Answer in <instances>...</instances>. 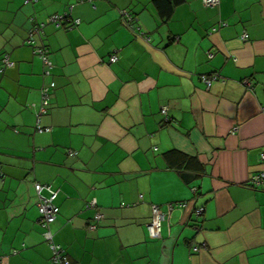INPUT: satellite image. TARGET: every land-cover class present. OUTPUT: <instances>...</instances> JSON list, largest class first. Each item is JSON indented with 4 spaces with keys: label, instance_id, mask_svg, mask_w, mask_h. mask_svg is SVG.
<instances>
[{
    "label": "crops",
    "instance_id": "obj_1",
    "mask_svg": "<svg viewBox=\"0 0 264 264\" xmlns=\"http://www.w3.org/2000/svg\"><path fill=\"white\" fill-rule=\"evenodd\" d=\"M66 11L79 23L26 42ZM263 147L264 0H183L167 21L152 0H0V264H54L36 181L59 188L51 229L70 264H264V187L249 183ZM176 200L151 235V205Z\"/></svg>",
    "mask_w": 264,
    "mask_h": 264
},
{
    "label": "built area",
    "instance_id": "obj_2",
    "mask_svg": "<svg viewBox=\"0 0 264 264\" xmlns=\"http://www.w3.org/2000/svg\"><path fill=\"white\" fill-rule=\"evenodd\" d=\"M30 1V0H25ZM32 1V0H31ZM34 1V0H33ZM82 1V0H81ZM203 4L206 6H214L219 3V0H202ZM126 22H129V18L126 17ZM67 20L69 22V26L79 23L78 18L71 19L68 12L63 13H53L50 14L46 20L35 22L28 30L26 42L34 43L35 42V34H41L43 32V27L47 23H54L55 25H60L63 20ZM223 23H225L223 21ZM242 39H247L248 35L246 32H243L241 34ZM34 53L38 55V57L43 61V63L46 65V68L44 69L45 74H50L51 72V66L52 63L50 59L48 58V49L45 45H34L33 48ZM118 58L116 53H112L108 60L110 62L116 61ZM5 63L9 64L11 63L8 60V57L5 55ZM218 73H212L209 75L202 74L201 78L204 81L206 85H209L210 82L213 79L218 78ZM54 81H51L48 85H45L41 88V101H40V107H39V114L45 112L47 110V106L49 103V89L54 86ZM161 113L165 116L166 119H168L167 116V107L163 106L161 108ZM39 117L36 121V130L38 131H46L49 130L50 127L48 126H41L39 122ZM70 154H75V151L69 150ZM259 159L263 164V167L257 170L256 172L252 173L249 178V183L254 187H264V147L261 149L259 154ZM34 189L36 193V205L39 212L38 220L43 228V237L48 243L50 250H51V259L54 262V264H70V259L68 257L67 251L65 247H63L60 243L54 241L53 239V231L51 229V225L53 221L55 220L59 206L56 204L55 199L58 195L59 188L53 187L49 183H41V182H34ZM187 200H176V201H170L166 205L167 209H162L160 205L158 204H152V216L151 220L147 223V229L148 232L151 235L154 236H160V228L162 221L165 220L168 216V211L175 207H185L187 205ZM87 206H93L96 207V200L91 199L87 202ZM203 207H195L193 212L197 216L201 214ZM102 213L99 210H96L94 213V221L89 224V228L93 229L96 227L97 222L101 219ZM198 245H194L193 249H198Z\"/></svg>",
    "mask_w": 264,
    "mask_h": 264
},
{
    "label": "trees",
    "instance_id": "obj_3",
    "mask_svg": "<svg viewBox=\"0 0 264 264\" xmlns=\"http://www.w3.org/2000/svg\"><path fill=\"white\" fill-rule=\"evenodd\" d=\"M183 0H152V3L155 7L156 13L161 21H167L170 16L172 15L174 8L176 5L181 3ZM127 20V18H125ZM177 151L176 150H169L166 155L169 156H176L177 155V160L183 163H194L196 161V158L194 156H190L184 153H179L175 154Z\"/></svg>",
    "mask_w": 264,
    "mask_h": 264
}]
</instances>
